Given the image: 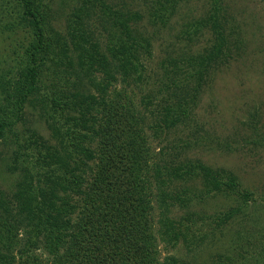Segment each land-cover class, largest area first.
I'll list each match as a JSON object with an SVG mask.
<instances>
[{"label": "trees", "instance_id": "obj_1", "mask_svg": "<svg viewBox=\"0 0 264 264\" xmlns=\"http://www.w3.org/2000/svg\"><path fill=\"white\" fill-rule=\"evenodd\" d=\"M178 2L155 0L153 18L168 20ZM74 3L58 26L46 0L0 2V35L26 33L17 73L0 77V173L16 175L13 190L0 186V264H201L178 256L179 245L199 250L247 213L254 193L230 170L199 160L180 164V143L159 153L152 143L169 144L172 131L191 124L188 137L204 131L193 115L209 68L226 65L237 47L219 0L193 25L196 34L209 29L211 43L166 66L157 91L162 97L152 89L139 103L131 85L143 81L141 56L150 54V41L133 26L138 14L106 0ZM107 21H117L112 28L124 30L126 39L107 33L102 43L98 27ZM117 75L126 84L120 89ZM27 107L39 110L50 139L35 128L17 130L27 123ZM180 141L188 146L190 139ZM174 179L200 180L201 195L236 204L204 231L189 211L192 197ZM176 207L184 211L177 219ZM244 253L205 264H247Z\"/></svg>", "mask_w": 264, "mask_h": 264}, {"label": "rangeland", "instance_id": "obj_2", "mask_svg": "<svg viewBox=\"0 0 264 264\" xmlns=\"http://www.w3.org/2000/svg\"><path fill=\"white\" fill-rule=\"evenodd\" d=\"M46 1L55 14L52 23L58 26L76 5L75 0ZM106 1L123 12L137 13L133 26L150 41V54L142 53L141 56L144 64L143 81L131 85L137 103L142 97L148 96L152 89L155 90L154 96L162 97L157 91L166 66L170 69L173 61L197 54L211 43L210 30L203 28L196 34L193 25L201 19L205 21L211 11L212 0H179L176 11L166 21L153 18L155 0ZM219 3L228 34L237 47L233 58L226 65L209 68L211 78L199 95L193 115L198 127L205 132L199 131L197 137H188L187 134L194 133L191 124L190 127L172 131L165 138L170 141L169 144L154 140L152 146L154 152L159 153L163 146L180 143V164L199 160L213 168L230 170L255 197V202L249 203L245 215L216 230L215 235L210 236L199 250L189 253L180 244L177 255L192 263L205 264L218 255L237 258L239 253L245 251L247 264H264V0H219ZM107 22L98 27L102 33V43H107V33L126 39L124 30L112 28L117 21ZM25 34L18 30L9 35H0V77L6 74L14 77V73H17ZM51 81L48 80L46 84ZM115 85L117 89L126 85L121 75H117ZM38 111L27 107V123L19 124L17 130L24 134L26 128H35L50 139V131ZM206 134L209 139L205 142L201 137ZM187 139H190L186 141L188 146H184L180 140ZM51 143L54 141L51 140ZM173 164L178 163L174 161ZM166 165L170 166V163ZM15 179L16 175L2 171L1 188L13 190ZM174 184L180 191L181 188L186 189L188 196L192 197L189 211L197 213L199 220H196V226L204 231L213 229L217 215L236 204L222 195L204 197L201 195L203 187L200 180L174 179ZM183 213L176 207L172 217L180 218ZM160 247L163 256L169 254L162 248L164 245Z\"/></svg>", "mask_w": 264, "mask_h": 264}]
</instances>
